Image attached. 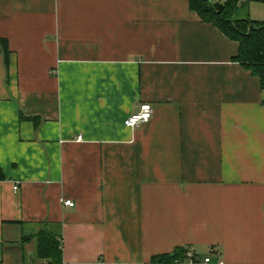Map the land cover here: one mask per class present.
Instances as JSON below:
<instances>
[{"label": "crops", "instance_id": "0c3cea01", "mask_svg": "<svg viewBox=\"0 0 264 264\" xmlns=\"http://www.w3.org/2000/svg\"><path fill=\"white\" fill-rule=\"evenodd\" d=\"M0 39V264L44 229L61 264H264V90L188 0H0Z\"/></svg>", "mask_w": 264, "mask_h": 264}, {"label": "trees", "instance_id": "16d2710c", "mask_svg": "<svg viewBox=\"0 0 264 264\" xmlns=\"http://www.w3.org/2000/svg\"><path fill=\"white\" fill-rule=\"evenodd\" d=\"M214 2L223 5L218 14L213 7ZM189 8L199 19L217 28L229 40L237 44V53L232 62L239 64L244 70L256 77L260 89L264 90V21L250 18L249 13L241 16L242 9L248 8L250 3L264 5V0H188ZM0 54L4 63L8 60V47L4 39H0ZM0 171V180L3 179ZM32 238L37 243L36 256L45 264H61L60 234L51 229H44ZM187 247H177L170 253L154 255L147 264H185Z\"/></svg>", "mask_w": 264, "mask_h": 264}, {"label": "built area", "instance_id": "2783aa9c", "mask_svg": "<svg viewBox=\"0 0 264 264\" xmlns=\"http://www.w3.org/2000/svg\"><path fill=\"white\" fill-rule=\"evenodd\" d=\"M153 115V107L148 103H143L139 105L137 112L133 113L129 117H127L124 121L125 127L129 129H135L141 126L144 123H147ZM15 191L17 190V186L13 188ZM60 202L64 206L73 207V203L68 200H60ZM186 263L189 264H213L209 257H205L203 259L197 260L191 252H187L186 254ZM218 264H223L221 261Z\"/></svg>", "mask_w": 264, "mask_h": 264}, {"label": "rangeland", "instance_id": "374dc122", "mask_svg": "<svg viewBox=\"0 0 264 264\" xmlns=\"http://www.w3.org/2000/svg\"><path fill=\"white\" fill-rule=\"evenodd\" d=\"M246 13H249L251 19L262 20L264 19V5L251 3L248 8L242 9L241 16H245Z\"/></svg>", "mask_w": 264, "mask_h": 264}, {"label": "water", "instance_id": "95a60500", "mask_svg": "<svg viewBox=\"0 0 264 264\" xmlns=\"http://www.w3.org/2000/svg\"><path fill=\"white\" fill-rule=\"evenodd\" d=\"M213 7L215 8L218 14L223 10V5L220 4L219 2H214Z\"/></svg>", "mask_w": 264, "mask_h": 264}]
</instances>
